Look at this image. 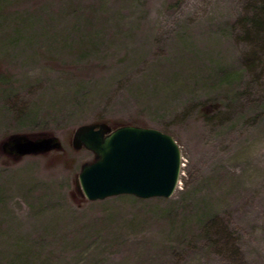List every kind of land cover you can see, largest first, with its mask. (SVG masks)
<instances>
[{
    "label": "rangeland",
    "instance_id": "rangeland-1",
    "mask_svg": "<svg viewBox=\"0 0 264 264\" xmlns=\"http://www.w3.org/2000/svg\"><path fill=\"white\" fill-rule=\"evenodd\" d=\"M264 0H0V264H264ZM259 23H256V22ZM180 147L168 197L90 200L84 123Z\"/></svg>",
    "mask_w": 264,
    "mask_h": 264
},
{
    "label": "water",
    "instance_id": "water-1",
    "mask_svg": "<svg viewBox=\"0 0 264 264\" xmlns=\"http://www.w3.org/2000/svg\"><path fill=\"white\" fill-rule=\"evenodd\" d=\"M60 146L58 138L48 133H13L0 142L14 159ZM72 146L93 153V159L83 162L78 172L79 189L90 200L121 193L168 197L178 183L180 147L170 134L156 128L84 123L75 128Z\"/></svg>",
    "mask_w": 264,
    "mask_h": 264
},
{
    "label": "trees",
    "instance_id": "trees-1",
    "mask_svg": "<svg viewBox=\"0 0 264 264\" xmlns=\"http://www.w3.org/2000/svg\"><path fill=\"white\" fill-rule=\"evenodd\" d=\"M259 22H260V20H259ZM259 22L257 21L256 23H259ZM262 26H264V23L261 21V22L259 23V27L257 28V30L260 29V27H262Z\"/></svg>",
    "mask_w": 264,
    "mask_h": 264
}]
</instances>
